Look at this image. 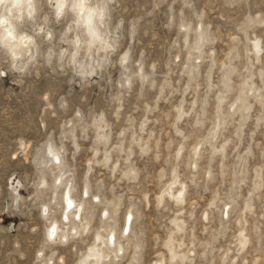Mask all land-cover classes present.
<instances>
[{
  "label": "rangeland",
  "instance_id": "rangeland-1",
  "mask_svg": "<svg viewBox=\"0 0 264 264\" xmlns=\"http://www.w3.org/2000/svg\"><path fill=\"white\" fill-rule=\"evenodd\" d=\"M37 8L36 23L50 31L51 38L36 34L28 22L21 26L33 35L36 45L28 72L12 71L8 58L0 55V70L7 73L0 77V264H40L34 257L37 249L43 251L42 259L55 252L64 256L65 264H72L73 244L79 248L80 241L51 243L43 235L53 220L59 228L66 227L60 222L66 184L78 202L82 190L101 193L115 185L118 192L107 204L114 215L105 228L115 231L122 243L123 216L131 211L134 235L130 236L139 249V264H264V89L259 100L255 94L248 97L251 107L242 127L237 123L240 115L229 114L216 139L202 142L216 120L217 89L208 93L209 83L218 85L228 74L235 89L229 101L249 75L258 88L264 85V64L244 71L246 59L239 44L231 67L221 72L219 66L227 51L226 34L237 25L247 29L246 17L264 13V0H184V4L181 0H113V25L123 19L120 50L129 47L146 72L149 63L156 64L147 81L134 79L130 87L123 86L118 53L93 54L83 75L66 67V56H60L62 48L71 51L61 39L66 22L53 19L46 0H38ZM181 8L185 16L192 10L206 11L205 22L212 24L216 37L214 57L205 48L197 63L198 54L176 31ZM181 98L184 111L193 100L196 109L176 122L174 106L181 105ZM176 128L187 139L177 136ZM225 140L221 156L213 149ZM181 142L184 151L177 159L175 150ZM197 142L201 147L193 154ZM48 148L59 153L57 163L45 151ZM113 164L117 165L115 178L122 173L129 178L117 183ZM173 167L189 184L186 202L178 206L165 200L157 205L153 193L160 187V169L167 175ZM209 170L212 177L206 179L204 172ZM54 179L60 183L54 184ZM41 180L48 181L47 189L37 187ZM254 185L257 188L248 199ZM247 199L248 211L241 215ZM42 202L48 205L44 217L39 214ZM86 211L96 216L95 208ZM238 219L247 237L243 250L233 239ZM174 220L183 222L180 231ZM52 259L55 264V256Z\"/></svg>",
  "mask_w": 264,
  "mask_h": 264
},
{
  "label": "clouds",
  "instance_id": "clouds-1",
  "mask_svg": "<svg viewBox=\"0 0 264 264\" xmlns=\"http://www.w3.org/2000/svg\"><path fill=\"white\" fill-rule=\"evenodd\" d=\"M37 3L38 0H0V55L8 58L9 66L12 71L26 74L30 65L35 61L36 53L34 37L21 30V26L28 22L34 25V32L36 34H43L45 39L51 38V32L46 31L42 24L36 23L37 17ZM47 6L51 15L56 21H65L64 32L61 34V39L71 47V51L67 48L60 49V56L65 57L64 61L66 67L77 74L83 75L86 68V61L93 55L111 56L117 54L116 63L122 69L123 86L130 87L133 80L147 81L149 73L155 70V62L147 65L148 72L145 71V65L137 57L133 59L132 51L129 47H123L119 43V32L123 27V19L118 18L113 25V12L111 5L113 0H46ZM184 4V0H181ZM192 9L191 4L184 5ZM180 16L179 22L176 24V31L183 33L186 44L191 45V50L196 52L197 63H199L200 56H203L205 48H207V55L209 57L215 56L216 37L213 34V26L210 22L206 23L207 13L201 8L200 10H192L190 16H185L183 8L178 12ZM248 19L249 27L247 29L237 25L232 31L226 34L225 47L227 48L224 57L219 60L221 72L225 68L231 67L233 57L232 53L235 51V45L239 44L242 47L243 55L246 59V67L244 71L250 72L255 65L264 64V13L255 12L253 15L246 17ZM171 20V17L169 18ZM243 23V21L241 22ZM259 29V31H257ZM68 33H71L70 39H65ZM131 39V34H130ZM179 59V57H177ZM225 61H228L226 64ZM217 63L214 59L213 64ZM232 71H235L232 68ZM7 73L0 70V77ZM119 86V83H118ZM213 89H217L214 96V111L216 120L212 124L202 142L207 143L210 139L215 140L219 129L224 123V117L227 115H240V121L237 123L242 127L243 121L247 119V113L251 107L248 104V97L253 96L257 100L261 99L259 93L264 89V85L258 88L252 82V76L249 75L242 85L235 98L228 100L229 94L235 89L231 87V80L228 74H224L218 85L209 83L208 93ZM187 91V86L185 87ZM207 95L204 101L207 104ZM239 105V107H238ZM224 106L227 112L224 111ZM196 109V101L193 100L191 106L187 111L183 109V98H181V105L174 106V111L177 113L175 120L179 122L183 117H186L194 112ZM200 115H204V106H201ZM259 119L257 123H259ZM197 123H201L197 120ZM175 128V124H173ZM143 130V128H142ZM240 128L236 129L238 133ZM175 134L184 139L183 132L176 128ZM228 141L220 145L219 148H214L213 151L223 156L225 146ZM201 147V143H195L191 151L193 154L197 153ZM146 148V144H145ZM50 150V149H49ZM144 149H142L143 151ZM184 151V143L177 145L175 150V157L180 158ZM49 154L53 163L59 161V156L52 152ZM107 162V161H105ZM193 164L192 168L195 169ZM117 165L113 164L112 174L117 183L128 179L127 173H122L119 178H115L114 174ZM204 177L211 179V171H205ZM134 178V177H133ZM160 187L153 193L157 205L163 204L165 200L173 202L175 205H183L186 202V197L189 191V184L177 169L173 167L166 175L164 169H160L159 173ZM54 184H59V179L53 180ZM240 183H243L241 180ZM40 190H45L48 187L47 180H41L37 185ZM257 185H254L252 191L249 192V197L253 196ZM118 190L115 185L106 187L103 192L97 193L94 191L82 190L79 197V202L73 197L69 188L65 187L61 196L62 211L60 213V222L66 227L61 229L58 227V222L53 220L48 224L47 230L44 232V239L51 243L67 244L70 240L80 241V247L77 248L73 244V251L75 258L72 264H139L137 259L139 249L132 243V225L133 216L131 211H128L123 216V227L120 229V238L123 241L118 243L117 234L111 229L105 228L112 221L114 213H110L107 204L109 198L117 193ZM122 195L123 193H118ZM148 193H144L143 197L147 199ZM248 199L244 203L243 211H248ZM227 207V205L225 206ZM95 208L97 210L96 216L93 218L88 215L86 209ZM71 213V215H69ZM39 214L41 217L48 215V205L41 203L39 205ZM176 225V231H180L182 221H172ZM239 230L235 233L233 239L236 241L238 247L243 250L247 244V237L243 227H240L241 221L236 220ZM246 225V223H245ZM134 235V233H132ZM124 238H128L124 240ZM18 247V245H15ZM52 256H55V264H65V258L62 254L57 255L52 253L47 259L44 257L43 251L37 249L34 252L36 261L40 264H54ZM23 259V254H20ZM255 264V262H254Z\"/></svg>",
  "mask_w": 264,
  "mask_h": 264
},
{
  "label": "bare ground",
  "instance_id": "bare-ground-1",
  "mask_svg": "<svg viewBox=\"0 0 264 264\" xmlns=\"http://www.w3.org/2000/svg\"><path fill=\"white\" fill-rule=\"evenodd\" d=\"M91 70H92V69H91ZM89 71H90V70H89ZM51 146H52V145H51ZM49 149H50V148H48V150H45V151H46V152H49ZM58 152H59V151H58ZM57 154H59V153H57ZM58 171H59V170H58ZM56 178H57V177H56ZM67 180H69V179H67ZM67 185H68V184H66V187H67ZM69 190H70V188H69ZM62 193H63V192H62Z\"/></svg>",
  "mask_w": 264,
  "mask_h": 264
},
{
  "label": "snow or ice",
  "instance_id": "snow-or-ice-1",
  "mask_svg": "<svg viewBox=\"0 0 264 264\" xmlns=\"http://www.w3.org/2000/svg\"><path fill=\"white\" fill-rule=\"evenodd\" d=\"M50 151V153H51V149L49 150ZM227 215V210L225 211V216ZM207 217H206V215H205V219H206Z\"/></svg>",
  "mask_w": 264,
  "mask_h": 264
}]
</instances>
